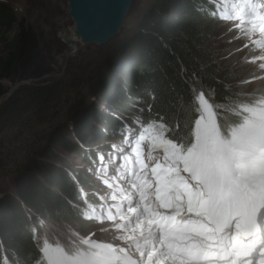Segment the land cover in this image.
Returning <instances> with one entry per match:
<instances>
[{"label": "trees", "instance_id": "16d2710c", "mask_svg": "<svg viewBox=\"0 0 264 264\" xmlns=\"http://www.w3.org/2000/svg\"><path fill=\"white\" fill-rule=\"evenodd\" d=\"M34 1L23 0L27 6ZM228 19L212 0L153 1L136 32L114 46L116 55H112L111 66L107 72L105 69L97 87L96 96L110 103L111 112L101 114L96 107L89 106L66 128H55L48 138L49 144L38 152L40 156H34L33 164L21 170L14 181L19 199H0V264L43 261L39 240L20 207L21 201L30 212L35 211L45 220L83 224L81 213L88 199L82 191L90 183L64 158L59 157L63 166L46 163L54 154V146L83 154L82 146L99 145L113 135L125 134L128 128L141 126L153 147L156 135L150 124L157 123L177 150L192 152L202 113L195 85L210 94L224 132L242 121L229 111L230 105L241 101V89L223 70L221 55L211 46L217 25ZM65 46L55 32L37 31L13 5L0 0V99L6 92L4 80H31L20 85L0 106L2 117L9 110L12 113L22 108L40 112L50 108L48 103L53 106L60 100V78L45 84L37 79L52 72L53 47L61 52ZM100 67L95 68L97 73ZM87 77L72 83L71 95L80 82H87ZM118 80L122 82L117 84ZM133 106L134 112L130 110ZM106 147L110 148L104 145L103 149Z\"/></svg>", "mask_w": 264, "mask_h": 264}, {"label": "rangeland", "instance_id": "374dc122", "mask_svg": "<svg viewBox=\"0 0 264 264\" xmlns=\"http://www.w3.org/2000/svg\"><path fill=\"white\" fill-rule=\"evenodd\" d=\"M6 1L13 5L18 13L26 17L28 23L37 31L44 34L53 31L63 43L67 37H71L74 22L69 15L68 0H35L29 6L23 0ZM153 1L134 0L133 7L125 21L124 31L126 33L131 35L136 32V28ZM216 1L227 13L229 12L231 18L217 25L211 46L220 53L223 70L229 73L241 89V101L230 105L229 111L231 115L242 118L243 120L239 123L243 125L236 127L228 140L223 139L221 134L224 130L218 123L217 113L210 101V94L195 85V92L200 99L202 111L198 118L196 136L198 143L199 124L202 122L210 132V139L213 138L216 142L217 151L221 156L219 158L224 159V162L231 167L232 173L241 180L245 178L244 172L248 167H261L264 163V16L258 19L253 16L260 9L259 5L264 2L261 0ZM229 1L237 2L238 5L246 2L244 7L246 11L241 15H238L236 10L229 11V8L233 7L227 3ZM114 46H116L115 42L96 45L94 43L82 44L77 40L72 45H66L61 52L57 47H53L50 65L52 72L38 78L37 82L52 83L54 78H60L63 83L61 91L63 94L60 93L63 96L60 100H56L53 106L48 103L50 108L46 110L43 108L40 112L29 108H27L28 111H24L22 108L21 111L12 113L9 110L6 112L8 115L3 117V114L0 115V199H19L14 181L18 178L20 171L33 164L31 160L34 156H40L38 152L43 146L49 144L48 138L51 137L55 128H66L70 123V119H66L68 116L66 111L69 112L67 103L70 101L68 97L71 96L72 83L80 81L83 76L89 78L92 73L93 78H97V72L94 70L98 65L101 66L99 72L103 71L105 66L107 72L113 60ZM29 82L31 80L20 82L4 80L3 85L6 92L0 99V106L11 98L20 85ZM120 82L122 81L118 80L117 84ZM89 106L96 107L101 114L111 112L110 103L99 95ZM134 107H130L132 112H134ZM150 130L160 142L167 138L163 127L157 123H151ZM139 132V126H136L130 130V136L123 137L117 134L99 145L82 146L80 149H84L83 154L53 145L54 154L46 163L63 166L59 161L61 157L65 159V163L75 167L77 173L86 175L90 184L89 188L83 189V196L105 204L108 214L106 216L105 212H101L96 215L97 208L90 207L91 204L86 205L84 208L91 212L88 215L81 213L83 224L79 226L78 222L45 220L35 211L30 212L26 203L21 201L20 207L23 213H26L28 224L34 227L35 235L39 240V247L43 253L41 264H52L51 249L64 253L56 259L62 260V264H66V259L70 264H109L110 257L103 253H108L111 248L113 250L117 248L120 253L136 255V258H141L143 261H147V257L155 261L152 256L153 252L147 255L143 248L150 238L152 222L141 218L135 205H125L126 199L133 195L129 194L130 185L120 180L115 173L113 174L111 163H114L115 168L124 166V163H118L113 159L112 154L113 152L133 154L130 158L137 161L139 166L135 168L132 175L152 173L151 169H155L160 176L174 175L189 182L190 180L180 164L175 169L169 168L173 165L166 161V156L162 151L150 153L145 141L137 140L136 134ZM104 145L115 149L108 151L104 160H98L93 153L97 152V156L104 154L102 151L107 149V147L103 149ZM214 153L218 157L217 152ZM153 156L155 157L152 160ZM190 165L196 168L202 177L203 167L200 162L196 161V158ZM205 186L201 179L196 185L191 182L189 184L190 189L200 195L201 203L205 200L203 194ZM157 188L158 184L154 181L152 190ZM118 189L121 191L126 189L127 193H122Z\"/></svg>", "mask_w": 264, "mask_h": 264}, {"label": "water", "instance_id": "95a60500", "mask_svg": "<svg viewBox=\"0 0 264 264\" xmlns=\"http://www.w3.org/2000/svg\"><path fill=\"white\" fill-rule=\"evenodd\" d=\"M133 3L134 0H68L69 15L74 22V38L67 37L65 44L72 45L77 39L82 44L106 45L115 42L118 47L129 37L124 26ZM105 69L106 66L97 73L100 77L93 78L92 73L87 82H80L73 89L68 103L72 110L66 111L67 120H75L91 104Z\"/></svg>", "mask_w": 264, "mask_h": 264}, {"label": "bare ground", "instance_id": "6f19581e", "mask_svg": "<svg viewBox=\"0 0 264 264\" xmlns=\"http://www.w3.org/2000/svg\"><path fill=\"white\" fill-rule=\"evenodd\" d=\"M71 37L74 38L73 33ZM199 126V142L201 149H199L198 161L201 162V165L203 167L202 179L209 192V197L207 198L206 204L203 207L204 210L208 214L211 210H216L217 208L213 207V202L219 197L224 196L228 200H234L236 197H246V194H249L251 197H253L252 209H255L258 213H264V163H260L262 165L261 167H248L246 169V172H244L246 176L243 182L239 183L237 179L234 178V174L232 172L231 174L229 171L226 172V169H224L222 166H220V163H218L219 157L215 155L211 144H209L208 142L211 135L210 132L207 131V126H205L202 122L199 124ZM260 154H262V152ZM245 162L247 163V160ZM221 182H223V187H221L220 185ZM228 190L231 192H228ZM51 250L52 264H62V260L56 259L59 256L61 257L64 253H62L60 250ZM103 254L110 257L106 252ZM89 260L92 261L91 259ZM65 262L66 264H70L68 259H66ZM248 264H253L251 258L248 259Z\"/></svg>", "mask_w": 264, "mask_h": 264}]
</instances>
